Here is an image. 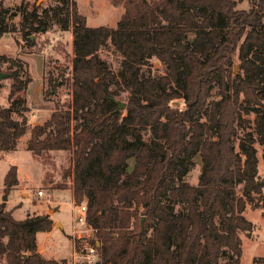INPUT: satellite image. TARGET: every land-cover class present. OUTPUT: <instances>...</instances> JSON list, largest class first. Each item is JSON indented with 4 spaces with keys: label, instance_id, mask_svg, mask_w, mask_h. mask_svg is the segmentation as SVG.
<instances>
[{
    "label": "trees",
    "instance_id": "obj_1",
    "mask_svg": "<svg viewBox=\"0 0 264 264\" xmlns=\"http://www.w3.org/2000/svg\"><path fill=\"white\" fill-rule=\"evenodd\" d=\"M57 1L43 16L22 4L21 30L30 47L31 23L43 31L51 18L71 30L72 100L30 127L18 95L31 78L10 72L13 100L0 107V151L16 150L29 131L36 156L72 150L73 196L76 204L86 200L99 241L96 264H242V234L254 228L246 209L264 187L256 145H264V0H249V7L236 0H113L125 6L116 27L90 26L76 0ZM15 14L0 1V38L16 30L7 21ZM109 42L123 55L119 76L99 54ZM153 58L166 73L142 75ZM49 80L51 92L60 83ZM215 86L220 97L210 101ZM119 87L132 93L116 110L110 94L117 97ZM178 98L182 107L173 104ZM253 112L254 128L237 149V127L250 123L243 113ZM198 154L202 170L189 183ZM4 181L7 190L19 183L16 165ZM53 224L49 213L17 219L0 202V264H59L37 251V233Z\"/></svg>",
    "mask_w": 264,
    "mask_h": 264
},
{
    "label": "rangeland",
    "instance_id": "obj_2",
    "mask_svg": "<svg viewBox=\"0 0 264 264\" xmlns=\"http://www.w3.org/2000/svg\"><path fill=\"white\" fill-rule=\"evenodd\" d=\"M5 6L15 11L16 14L8 17L10 25H16V30L6 33L0 38V53L6 54L8 60H0V71L12 72L17 70L23 78L30 77L31 81L25 90L21 91L18 98L24 99L19 103L22 110L28 107L24 114L28 116L29 126L43 124L50 118L57 104L66 106L72 100V58L73 35L71 30H62L57 22L48 18L45 30L37 29L31 23L29 31L36 39V45L30 47L21 26L23 21L19 7L26 3L29 9L37 7L39 15L49 6L60 4L57 0H0ZM79 12L86 16L90 26L107 25L116 27L125 12L124 3L114 4L113 0H76ZM238 7H249V0H236ZM99 54L104 58L109 67L119 76L123 55L109 42ZM239 62L238 55L235 56ZM167 68L160 60L153 58L149 64L142 67V75L159 76L166 73ZM59 80V85L51 89L53 82L49 78ZM120 79V78H119ZM14 78L12 76L0 79V107H9L12 104L10 91ZM112 89H116L113 85ZM119 95L116 97L127 101L132 93L129 88H117ZM53 90V91H52ZM218 88L211 91L210 101L219 98ZM173 104L183 106V99L178 98ZM250 119V123L238 125L234 136V144L238 149L240 138L248 131L253 130L256 113H243ZM14 118H22L21 113L13 112ZM148 139V130L143 132ZM30 131L23 135L16 150L0 151V193L2 202H8L17 219H24L28 215L55 213L58 220L57 230L50 236L42 235L37 240V251L46 259H56L59 264H75L72 251L77 235L74 233L79 204H76L73 189V176L69 172L74 167L72 150H51L36 156L28 149ZM258 149V178L264 182V145L256 144ZM12 165L18 168L19 183L11 189H6L5 176ZM203 166L202 157H195V165L185 176V181L197 183ZM134 167V159L129 160L128 170ZM46 192L38 196V191ZM86 202V200H85ZM257 202V204H256ZM57 211V212H56ZM246 216L253 224L251 234H242L243 254L242 264H264V187L263 195L256 196L255 203H248ZM63 223V224H62ZM64 225V228H62ZM54 227V224H53ZM52 227V229H53ZM73 241V244H72ZM1 264H6L2 259Z\"/></svg>",
    "mask_w": 264,
    "mask_h": 264
},
{
    "label": "built area",
    "instance_id": "obj_3",
    "mask_svg": "<svg viewBox=\"0 0 264 264\" xmlns=\"http://www.w3.org/2000/svg\"><path fill=\"white\" fill-rule=\"evenodd\" d=\"M46 192L38 191V196H44ZM79 206L74 233L77 235L72 251L75 264H96L99 260V241L93 240V228L87 220V203L83 201Z\"/></svg>",
    "mask_w": 264,
    "mask_h": 264
},
{
    "label": "water",
    "instance_id": "obj_4",
    "mask_svg": "<svg viewBox=\"0 0 264 264\" xmlns=\"http://www.w3.org/2000/svg\"><path fill=\"white\" fill-rule=\"evenodd\" d=\"M235 68H236V71H237L238 66H236ZM8 76H10L9 72L0 71V79L3 78V77H8ZM110 97L117 104L116 110L126 108V105H127L126 101H123L121 99L116 98L113 94H110ZM143 220H144V217L142 218V222H143Z\"/></svg>",
    "mask_w": 264,
    "mask_h": 264
},
{
    "label": "crops",
    "instance_id": "obj_5",
    "mask_svg": "<svg viewBox=\"0 0 264 264\" xmlns=\"http://www.w3.org/2000/svg\"><path fill=\"white\" fill-rule=\"evenodd\" d=\"M16 186V185H15ZM1 196H3V193H0V202H2L1 200ZM6 208L7 209H10V208H8V202H6ZM57 212V211H56ZM54 214L55 213H53V214H51V217L53 218V220H54V227H53V229H51V230H49V231H39L38 233H37V240H39L40 239V237L42 236V235H44V236H46V237H48V236H50L51 235V233L54 231V230H57L58 228H57V224H58V220L59 219H56L55 218V216H54ZM63 224V223H62ZM62 228H64V225H63V227ZM72 244H73V241H72Z\"/></svg>",
    "mask_w": 264,
    "mask_h": 264
}]
</instances>
